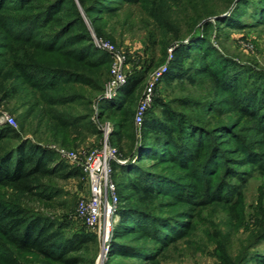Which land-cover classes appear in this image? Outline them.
<instances>
[{"label":"rangeland","instance_id":"rangeland-1","mask_svg":"<svg viewBox=\"0 0 264 264\" xmlns=\"http://www.w3.org/2000/svg\"><path fill=\"white\" fill-rule=\"evenodd\" d=\"M99 8L107 10L93 26L79 0H0V86L4 87L0 124L13 127L21 140L30 141L29 146L50 150L57 162L81 169L91 150L114 139V123L123 113H104L126 103L135 144L120 164L137 170L139 178L150 174L160 179L164 193L148 205H131L137 218L150 215L152 223L123 242L128 253L108 252L104 257L102 231L88 228L76 216L79 201L90 191L84 174L44 180L45 187L32 193L0 187L1 204L19 206L29 216L61 227L66 235L96 237L89 247L65 257L76 261L66 262L21 251L0 228V264H264V100L256 107L248 102L250 95L264 99V22L260 21L264 0H101ZM210 11L213 16H202ZM78 15L93 41L99 28L102 38L125 54L126 81L111 89L108 71L100 95H94L86 82L45 95L38 81L67 78L64 69L82 72L84 57L70 52L80 42L63 45L65 56L51 52L61 25ZM219 16H224L223 22L217 21ZM71 36L75 34L63 39ZM183 40L191 52L187 67L215 69L226 81L218 84L209 73L195 72L193 81L168 82L161 76L149 110L159 117L162 109L180 114L184 149L192 157L196 150L202 154L179 163L137 161L134 148L150 145L140 136L136 111L156 74L169 70L170 50ZM23 69L39 78L20 77ZM11 70L15 79L4 82V74ZM140 75H145L142 87L127 95L128 79ZM70 92H83L84 97L65 105L46 100ZM88 115L99 133L90 129V122L76 120ZM72 122L85 125L73 132ZM18 135L0 142V152L15 144ZM63 152H75L76 163L64 158ZM115 175L116 183L122 185V172ZM124 194L131 192L126 189Z\"/></svg>","mask_w":264,"mask_h":264},{"label":"trees","instance_id":"trees-1","mask_svg":"<svg viewBox=\"0 0 264 264\" xmlns=\"http://www.w3.org/2000/svg\"><path fill=\"white\" fill-rule=\"evenodd\" d=\"M69 1V0H66ZM83 6L86 14L92 19L93 26L96 25L100 19L99 14L105 10H99L101 0H79ZM134 2L136 0H125ZM103 3V2H102ZM204 17L213 16V11L208 14L202 15ZM224 16H219L217 21L223 22ZM260 21L264 22V16H260ZM194 22L190 20L189 25ZM226 23V22H224ZM210 25L211 22H207ZM83 18L81 15L71 17L67 19L60 28L58 36V42L55 48H52L51 52L57 53L60 56H65V48L63 45L71 43L72 41L80 42V46L76 50H70L77 52L80 56H83L84 65L81 66L82 72H75L73 70H62L67 78H55L51 77L48 80L38 81L39 87L45 95L49 92H57L62 89L63 86L72 85L74 83L86 82L93 87V94L100 95L108 80V71L111 74L112 56L111 54L97 47L93 41V37L83 26ZM96 34L99 38L102 37V31L97 28ZM74 33L75 36L65 38L66 35ZM62 34L61 37L59 35ZM80 39H88V42L83 43ZM62 43V44H61ZM77 43H74L75 45ZM83 43V44H82ZM184 40L175 43L172 50V62H170L169 70L163 75V81L173 82L175 80L188 79L193 81V73H209L211 77L218 83H224L226 81L224 76L218 75L217 71L212 68L198 69L193 66H186V59L191 58V52L184 46ZM96 57V58H93ZM96 71L93 75H89L87 71ZM21 76H28L29 79L34 80L39 78L37 73L28 72L23 69L20 72ZM77 74V75H76ZM16 73L14 70L7 71L4 74V82L15 79ZM79 75V76H78ZM145 80V75L134 76L128 79L127 82V95L133 94L135 91L142 87V83ZM89 82V83H88ZM92 83V84H91ZM69 87V86H68ZM3 86H0V90H3ZM264 93V91H263ZM63 96L54 95L53 98H47L51 104H62L76 102L82 99L83 92H70L62 94ZM264 99H257L250 95L248 102L254 107L257 104H261ZM185 104L187 102H184ZM129 105L119 104L116 107H112L104 114L113 113L111 116L116 115L118 111H122V118L117 119L113 126L114 139L110 138V142L114 145L120 154L121 159L128 156L129 152L133 151L134 135H130L129 130L133 129V122L130 120ZM102 114V112H101ZM128 114V115H127ZM128 116L127 118L125 116ZM161 117L154 112L147 109L144 114L143 121L140 125V136L150 146L134 148L137 161L143 159H157L174 161L179 163L182 160L197 158L202 153L198 150L196 154L193 153V157L187 154V150L184 149L187 143H183L184 129H182L181 115L169 109H162ZM77 121L90 122V129L94 133H99V130L95 129L92 123L91 116H85ZM92 123V124H91ZM135 123V122H134ZM70 129L76 131L78 128H82L85 124L70 123ZM16 134L15 129L8 124H0V142L4 139ZM19 138V135H18ZM30 141L24 142L20 138L18 141L4 148L0 152V187L13 188L19 192L32 193L36 189L45 187L44 180H49L57 176L63 178L77 177L84 174L81 168L72 167L69 164L60 161L57 162L54 154L43 146L31 145ZM137 146V145H136ZM4 147V145H3ZM128 153V154H127ZM189 156V157H188ZM113 178L115 181V173L122 172L121 178L123 179L124 188L122 185L117 184V191L120 197V203L118 208L119 220L116 223L111 241L109 243V255H119L128 253L125 251L123 242L128 239L129 236L136 233L139 230L145 229L147 224H151L152 217L150 215H143V217L137 218L131 208L133 203L138 204H150L154 202L159 194L164 193V188L161 184V180L158 178H152V175L145 174L146 176L139 178L137 170L128 168L120 164V162H113ZM186 165V164H185ZM130 174L133 178H130ZM126 189L131 194H124ZM146 205H144L146 207ZM0 228L5 232H8L13 242L17 244L19 249L23 252H36L46 257H59L66 262L77 260V258H65L67 255H73L81 252L83 249L89 247L96 242V237L89 233H75L72 235H66L62 228H57L54 223L46 221L41 217L29 216L24 212L22 208L15 205H6L0 203ZM139 229V230H138ZM129 253H132L129 251ZM14 264V262H10Z\"/></svg>","mask_w":264,"mask_h":264},{"label":"built area","instance_id":"built-area-1","mask_svg":"<svg viewBox=\"0 0 264 264\" xmlns=\"http://www.w3.org/2000/svg\"><path fill=\"white\" fill-rule=\"evenodd\" d=\"M94 43L97 47L108 51L113 59L111 66L112 79L109 87L115 89L126 81V75L123 72V65L126 62L125 54L120 53L114 44L104 38L95 37ZM173 49L170 50V52ZM164 72H158L155 78L150 82L147 92L142 99L135 115V121L138 126L143 121L144 114L150 107L152 102V93L159 77ZM13 121L12 119H9ZM8 120V121H9ZM62 156L73 163H76L77 154L75 152H63ZM121 161L118 149L106 139L104 143L91 150L83 162L81 167L89 182V195L82 198L76 209V216L87 225L88 228L102 231L103 237V255L109 252V241L112 236L116 219L118 216V208L120 197L117 186L113 178V162Z\"/></svg>","mask_w":264,"mask_h":264}]
</instances>
